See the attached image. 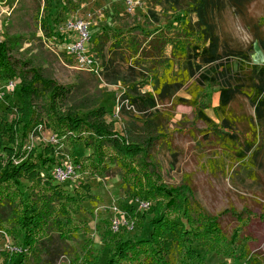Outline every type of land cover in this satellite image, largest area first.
<instances>
[{
  "label": "rangeland",
  "instance_id": "obj_1",
  "mask_svg": "<svg viewBox=\"0 0 264 264\" xmlns=\"http://www.w3.org/2000/svg\"><path fill=\"white\" fill-rule=\"evenodd\" d=\"M135 1L138 5L128 12L125 0H49L48 3L45 0H0V41L7 43L11 61L16 64L19 77L26 75L29 69H38L44 77L69 88L67 107H80L79 114L82 119L88 112L102 106L107 112L104 118L106 123L120 131L130 142L148 143L142 131L143 114L151 119L157 130L154 134L156 140L150 143L152 145H142L143 148H149L151 166L136 165L130 161L129 155L122 159L112 147H105L103 143L105 159L102 163L107 171L99 173L89 166L90 162L98 164V160L92 150L84 146L82 140L73 139V142L66 136L57 137L45 119L43 123L39 122L41 126L38 127L37 134L30 133L29 138L22 143V151L39 152L43 147L52 145L62 156L58 162L65 159L72 164H81L80 172L64 182L54 179L53 167L49 170L43 169L40 175L44 181L48 180L53 186L57 185L59 190L56 192L63 191L81 197L89 195L90 199L84 197L81 203L76 200L72 204H53V209H64L65 213H69V230L77 229L76 236L64 242L57 237L55 229L50 228L47 240L44 239L43 242L46 252L44 251L40 262L28 256V264H79L74 256L81 255L89 247L88 243H92L97 249L98 264H107L105 231L118 218L119 212L127 214L126 220L132 229L121 228L116 233L117 236L123 235L127 241L149 239L152 215L148 210H137V206L132 203L135 198L125 193L122 181L124 171L114 163L115 160L127 165L130 172L129 182H136L133 185L138 186L140 197L150 200L152 206L164 208L170 201L174 202L175 211L168 213L171 220L180 219L179 203L184 197L177 191L181 187L190 189L193 199L210 216L216 217L229 210L242 216L244 223L229 213L223 215L219 222L226 237H230L235 229L244 226L243 235L248 237L247 241H240L238 245L225 243L219 256L214 252L204 253L197 247L196 250L206 258L204 264H264V127L257 126L254 107L246 97L239 94L233 95L229 105V116L234 120L231 127L234 131L232 137L215 131L206 132L205 124H194L191 108L174 106L172 99L163 100L156 110L149 113H140L135 105H131L125 97L128 87L135 86L141 95L151 92L149 66L158 69L165 65V59H170L171 47H163L155 37L162 33L163 36L175 40L178 33L172 21L174 14L164 4L165 0ZM242 3L243 6L240 4L238 8L227 6L218 16L220 41L229 48L246 51L250 60L244 61L245 66L252 64L261 67L264 65V54L260 46V41H264V0H244ZM72 18L87 21L91 39L96 33L112 34L121 31L126 39L133 38L140 49L133 54L134 58L131 57V52L125 51V57L130 58L124 57V62H118L116 69L105 70L97 58V72L80 69L66 51L68 40L63 23ZM123 25L126 27H122ZM135 26L149 31L150 37L144 39L138 32L130 33ZM151 38L159 48H153L155 44L149 45ZM160 46L163 48V59L156 61L152 57L157 58ZM226 62L237 64L235 58H226L219 61V64L225 65ZM208 69L209 67L202 68L193 80L199 79L201 74L206 76ZM214 81L221 83L222 76H215ZM13 82L19 85L20 79L16 77ZM189 85L175 96L189 99ZM195 85L200 87V83ZM1 91L0 139L6 145L10 138L9 144H13L12 148L16 153L18 149L14 147L20 145L21 133L10 129L15 127L13 124L17 119L14 108L18 103L17 89L11 93ZM206 91V95L201 98V102L208 107L205 113L214 123L219 124L212 110L218 106L219 88L213 86L206 88ZM98 119L94 118V122ZM250 130L253 133L247 138L246 132ZM72 134L77 138L75 131ZM88 135L93 143L97 141L90 133L82 132L80 136ZM246 139L254 142L249 152L245 149ZM235 146L245 154L244 161L238 158L234 151ZM142 155L135 154L133 159L141 158L142 161ZM10 156V151L1 150L0 168L6 165ZM144 173L146 174L142 175ZM135 174L139 177L134 178ZM21 183L23 192L29 195V199L54 193V190L51 192L43 182L40 183L34 178H30V182L22 180ZM84 185L88 187V192L82 188ZM147 189H155V192H144ZM20 202L21 199L17 197L15 203ZM42 205L44 204H38L40 208ZM130 208L134 209L133 217L128 214ZM142 213H146L145 220L142 219ZM57 218L64 220L63 215ZM3 227L5 229L0 231V264L3 263V258H7L9 262L12 255L20 253L21 249L27 251L21 245V232L16 229L11 236L7 232L6 224ZM187 228L190 229L189 244L193 245L195 243L192 241L200 240L201 228L191 224ZM43 230L42 227L38 231L28 229L27 239L30 243L39 236L43 237ZM227 250L237 253L231 256L232 254L226 255L222 252ZM186 263L199 262L190 259Z\"/></svg>",
  "mask_w": 264,
  "mask_h": 264
},
{
  "label": "trees",
  "instance_id": "obj_2",
  "mask_svg": "<svg viewBox=\"0 0 264 264\" xmlns=\"http://www.w3.org/2000/svg\"><path fill=\"white\" fill-rule=\"evenodd\" d=\"M48 1L45 0L46 3ZM242 2L244 0H165L164 4L174 14L172 21L178 33L175 40L163 36L162 33L155 38L163 47L165 45L171 47L170 59H165V65L160 66L158 69L149 66L148 76L151 80V92L141 95L135 86L128 87L125 97L130 104L135 105L140 113H149L151 110H156L157 105L162 103L163 100L172 99L174 106L183 105L191 108L194 124L199 122L205 124L207 127L206 132L215 131L232 137L234 131L231 127L234 120L229 116V105L233 100V95L239 94L246 97L254 107L257 126L264 127V65L261 67L252 64L245 66L244 61L250 60L247 52L223 45L217 29V19L222 10L227 6L238 8L240 4L243 6ZM262 23L264 26V21ZM119 26L121 25L119 24ZM122 27H126V25ZM133 28L130 33L138 32L144 36V39L150 37L151 33L146 29L139 26ZM122 34L121 31L112 34L107 32L96 33L90 41L89 54L93 58L99 59L105 70L116 69L118 68V62H124L125 58H130L125 57V51L131 52V57L134 58L133 54L138 53L140 49L133 38L126 39ZM152 44L155 43L151 38L149 45ZM260 46L264 54V41H260ZM153 48L159 47H156L155 44ZM9 51L7 43L0 41V91L4 90L6 92L5 86L9 82H13L16 77L20 79L19 85L15 84L14 86V90L17 89L18 96V103L14 105L17 119L13 124V127H15H11L10 130H13V132L18 130L17 132L21 134L20 145L14 147L18 149L16 153L12 148L13 144H9L10 138L7 139L6 145H3V140L0 139V152L7 149L11 153L6 165L0 168V231L5 229L4 224H6L7 232L11 236L13 231L18 229L21 232V239L19 238L21 245L27 251L21 249L20 253L12 255L9 262H7V258H3L2 264H28V256L39 263L44 251L46 252L43 242L47 238L50 228L53 227L57 232V237L64 242L74 238L77 233V229L69 230V213H65L64 209H53V204H61V202L72 204L76 200L81 203L83 199L90 198L89 195L87 197L85 195L84 198L76 195L72 196L63 191H60L62 193L56 192V190H59L57 185L53 186L51 182L44 181L41 178V171L43 169L49 170L57 165L58 159L62 156L52 145L43 147L39 152L36 150L22 151V143L29 138L30 133L37 134L38 127L45 119L51 125L52 132L57 137L66 136L72 140H82L84 146L91 149L98 160V164L90 162L89 166L94 171L104 173L107 171V167L103 164L105 159V153L102 150L103 143L106 145L105 147H112L122 159H124L123 156L129 155L130 161L136 165H141V167L151 166L149 165L151 164L149 161V148H143L142 145L148 144L151 146L150 143L156 140L154 134L157 130L151 119L143 114L142 131L148 143L130 142L121 135L120 131L114 130L109 123H106L104 118L107 112L102 106L88 112L82 119L79 114L80 107H67L66 103L70 94L69 88L60 86L53 80L44 77L38 69H29V71H26V75H20L19 77L16 64L11 61ZM226 58H235L237 64L226 62L225 65H220L219 61ZM152 59L162 61L163 48L161 46L157 58L153 56ZM204 67H209L207 75L201 74L199 79L194 81L195 76ZM219 75L222 76V81L217 84L214 80L215 76ZM4 83L7 84L1 86ZM196 83H200V87L196 86ZM188 84H190L187 88L189 99L177 98L175 94ZM213 86L219 88L218 106L212 109L215 118L220 122L219 124L214 123L206 115L205 110L208 107L201 102L202 96L206 95V88ZM94 118L99 119L94 122ZM18 125H21V127ZM71 131L76 132L77 138ZM82 132L92 134L97 141L93 143L89 135L81 137ZM252 133L251 130L247 131L246 137L250 138ZM248 141L246 139L245 149L249 152L254 146V142L251 140L248 143ZM234 151L240 160H245V154L242 150L235 146ZM140 153L143 154L142 161L141 158L133 159L135 154L139 155ZM114 163L124 171L122 172V181L125 193L129 197L138 198L151 204L150 200L140 197L141 192L138 190V186L133 185L135 181L129 182L130 172L127 165L117 160ZM131 170L133 171V169ZM133 176L134 178L139 177L138 174ZM30 178H34L40 183L43 182L46 189L51 190V192L54 190V193L47 196L43 195L37 199H29V195H25L23 192L21 181L30 182ZM53 187L54 189H52ZM82 188L88 192L86 185ZM154 190L147 189L144 192ZM177 193L184 197L183 201L179 203L181 215H179L180 219L178 221L171 220L168 215L170 211H175L173 201H170L164 208H157L152 204L148 208V212L152 215L149 239L127 241L124 240L123 235L117 236L118 234L113 233L110 227L109 230L105 231V246L108 248L107 264H187L186 262L190 259L198 261L197 264H204L206 258L196 250L197 247H200L204 253L214 252L219 256L225 243L238 245L240 241H247L248 237L243 235L244 226L235 229L230 237H226L219 222L223 215L229 213L239 222L244 223L245 220L242 219L241 215L229 210L216 217L210 216L193 199L190 189L181 187ZM17 197L21 199L20 203H15ZM61 197L64 199H61ZM39 203L44 205L40 208ZM133 212L134 209L130 208L128 210L131 217H133ZM145 214L142 213L143 220H145ZM61 215H63V221L57 218ZM189 224L201 228L200 240L192 241L195 243L194 246L189 244V241H191L188 239L190 229L187 226ZM41 227L44 229L45 235L43 237L39 236L33 240V243H30L27 239L28 229L38 231ZM65 228H67L66 231ZM88 245L89 247L81 255L74 256L76 263L98 264L97 249L92 243H88ZM222 252L226 255L232 254L231 256L237 253L228 250Z\"/></svg>",
  "mask_w": 264,
  "mask_h": 264
},
{
  "label": "built area",
  "instance_id": "obj_3",
  "mask_svg": "<svg viewBox=\"0 0 264 264\" xmlns=\"http://www.w3.org/2000/svg\"><path fill=\"white\" fill-rule=\"evenodd\" d=\"M125 5L127 11L131 12L138 5V2L135 0H125ZM63 30L67 34L68 40L66 51L74 59L78 67L89 72H97L95 58L89 54L91 38L87 21L82 18L68 19L63 23ZM15 84V82H9L5 86L6 92L11 93L14 90ZM80 170V165L69 163L63 159L57 165H54L52 176L56 181L64 182L72 178L75 173H79ZM132 203L137 206V210L139 211L148 210L151 205L149 202L138 198L132 201ZM126 216L127 214L125 212L118 213V218L111 223L110 228L113 233H117L121 228L132 229V226L126 220Z\"/></svg>",
  "mask_w": 264,
  "mask_h": 264
}]
</instances>
